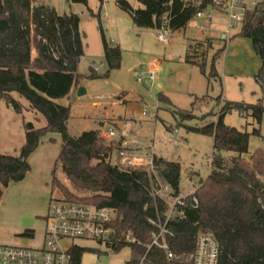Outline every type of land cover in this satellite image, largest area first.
<instances>
[{
  "label": "trees",
  "instance_id": "trees-1",
  "mask_svg": "<svg viewBox=\"0 0 264 264\" xmlns=\"http://www.w3.org/2000/svg\"><path fill=\"white\" fill-rule=\"evenodd\" d=\"M68 1L88 5V0ZM135 1L141 7H133L130 0L116 3L138 29L166 27L171 35L185 29L210 2ZM238 34L251 39L260 58L255 77L264 91V0L245 12ZM84 36L80 16L75 12L60 13L44 1L0 2V102L4 101L17 113L28 110L45 119V123L35 125L23 118L24 140L18 153L0 152V201L7 187L22 181L31 171L30 156L43 139L55 133L61 137V148L51 172L48 209L54 199L116 209L117 216L109 224L111 233L98 241H104L115 251L128 246L131 254L126 264H193L190 256L200 232H210L218 240L221 249L218 264H264V150L248 153L251 135H260V128L250 133L224 122V116L231 110L250 109L260 124L263 105L224 101L217 120L189 127L213 137L211 171L188 196L186 204L166 220L169 202L152 194V181L169 183L175 194L181 193L179 162L153 156L151 171L141 166L126 167L117 155L120 139L107 141L99 129L83 131L78 136L69 133L71 107L60 100L71 99L82 77L78 64L84 55ZM102 41L108 70L100 75L91 69L90 78L108 76L121 65L120 47L112 40L109 42L103 32ZM204 45L202 41L192 43V53L206 56V50L199 51ZM206 45L208 49L212 41L208 39ZM223 51L224 48H219L213 56L208 84L218 77L215 64ZM200 65L204 68L205 63ZM14 94L24 98L28 105L24 108ZM207 98L205 95L200 101ZM60 173L68 182L60 178ZM55 191L59 197L53 196ZM193 197L198 200L196 207L191 205ZM159 225H165L171 232L161 239L174 254L173 258L167 257L165 248L152 243L154 235L160 233ZM26 231L27 236L34 237L32 230ZM44 233L45 224L42 238ZM87 250L95 251L75 244L71 250L73 264H81Z\"/></svg>",
  "mask_w": 264,
  "mask_h": 264
},
{
  "label": "rangeland",
  "instance_id": "rangeland-1",
  "mask_svg": "<svg viewBox=\"0 0 264 264\" xmlns=\"http://www.w3.org/2000/svg\"><path fill=\"white\" fill-rule=\"evenodd\" d=\"M43 1L60 13L79 14L80 29L85 34L84 55L78 64L82 77L78 87H74L71 99L66 97L60 100L71 107L69 133L78 136L106 122L109 124L113 116L120 115L128 127L124 137L138 142V147H132V150L139 159L142 157L143 160L138 163L142 164L141 167L152 170V165L144 161L149 162L153 153L180 163L182 195H190L187 193L207 178L213 153V137L189 130V127L203 126L217 120L224 101L245 104L260 102L264 107V91L255 77L260 58L252 41L238 34L241 25L229 29L225 15L218 11H212L210 22L194 18L185 29L173 32L168 42H162L158 39L159 29H138L130 15L117 5V0H88V5L70 3L68 0ZM251 1L248 0V4ZM130 3L135 8L141 7L135 0H130ZM204 23L205 29H201L200 25ZM102 32L109 42L112 40L120 47L121 65L112 69L108 76L90 78L88 74L91 69L100 75L108 70ZM208 39L212 45L207 49ZM197 41L204 42L199 51L206 50V56L199 52L192 53L190 45ZM219 48H224V51L215 64L218 77L212 78L211 84H208L207 75L211 72L212 59ZM202 62L205 63L204 68L200 65ZM150 66L157 69L153 79L144 75ZM80 89L83 90L81 94ZM14 95L24 104V108L28 105L24 98ZM205 95L208 98L200 101ZM194 103L196 106H193ZM186 112L190 116H184ZM23 118L33 121L35 125L45 123L41 115L35 116L28 110L17 113L4 101L0 102V143L4 142V148L0 146V151L18 153L24 140V129H21ZM224 122L250 133L259 127L260 135H251L248 153L264 150V114L258 124L250 109H233L224 116ZM114 128L118 136V128ZM55 139L52 136V143L60 146ZM34 170L33 167L22 181L13 183L4 191L0 201V245L41 244V220L47 213L51 186L49 183L46 185L49 194L44 202L41 198L44 196L41 191L43 185L37 181L40 178ZM60 178L68 182L62 173ZM161 184L160 180L157 183L152 181L153 195L160 197ZM53 196L59 197L58 192L55 191ZM168 202L170 205L171 202ZM37 220V227H30ZM26 230H32L34 237L27 236ZM70 241L74 245L95 249L84 252L81 264H126L131 254L128 246L115 251L104 241ZM68 243L69 240L65 244Z\"/></svg>",
  "mask_w": 264,
  "mask_h": 264
},
{
  "label": "built area",
  "instance_id": "built-area-1",
  "mask_svg": "<svg viewBox=\"0 0 264 264\" xmlns=\"http://www.w3.org/2000/svg\"><path fill=\"white\" fill-rule=\"evenodd\" d=\"M41 2L43 0H35ZM3 2V0H0ZM191 2L203 3V0H191ZM258 1L252 0H210L209 4L199 10L195 18L203 19L208 23L212 19V11H218L225 15L228 28L232 29L241 25L245 18V12L256 5ZM205 23L200 25L205 29ZM171 33L166 27H162L158 32V39L168 42ZM157 69L150 66L144 75L149 79L155 78ZM145 113V112H144ZM101 136L107 139H115L116 131L114 127H109L101 131ZM118 156L122 164L126 167H140V159L132 147L137 146L136 140L129 141L122 138ZM149 164V163H148ZM153 169L152 161L150 162ZM161 192V194H160ZM160 198L170 201L165 216L170 219L180 206L187 202L189 195L175 194L169 183L161 184L158 192ZM191 195V194H190ZM191 205L196 207L198 200L192 198ZM117 216L116 209L107 206L98 207L96 205H85L60 199L52 200L49 205L45 219V233L39 246L22 245H0V264H73L71 250L74 246V239H106L111 233L109 224ZM160 233L154 235L153 244L165 248L167 257L173 258L174 254L168 249L167 243L161 239L165 233H170L165 225H159ZM69 240L68 244H65ZM220 244L216 237L210 232H200L196 237V245L190 258L193 264H218L220 255Z\"/></svg>",
  "mask_w": 264,
  "mask_h": 264
},
{
  "label": "crops",
  "instance_id": "crops-1",
  "mask_svg": "<svg viewBox=\"0 0 264 264\" xmlns=\"http://www.w3.org/2000/svg\"><path fill=\"white\" fill-rule=\"evenodd\" d=\"M225 37V35L223 34V38ZM78 87V86H77ZM76 87V88H77ZM77 90V89H76ZM79 95V94H78ZM130 120V119H129ZM128 120V122L131 125V122ZM22 124V122H21ZM129 125V126H130ZM116 127L118 128V136H116L115 139H122L125 138L123 135L126 132V127L123 121V117H121L120 115L118 116H113L110 119L109 124L106 122L104 125H99L98 127H95L94 129H99L100 131L106 130L109 127ZM23 129V128H21ZM52 136L56 137V141H59L60 146L58 144H53L51 139ZM1 148H4V142L2 141L0 143ZM59 148H61V139L58 136V134H49L48 136H46L42 143L39 145V147L34 151V153L30 156V163L32 164V170L34 167V171L37 172L38 177L40 179H38L37 181L39 182V184L43 185V188H41V191L44 193V196H42L41 198H43L44 202L46 201V197L49 194V188H46V185L51 181V172L54 166V162L58 156V150ZM1 150V149H0ZM60 151V150H59ZM2 152V151H0ZM153 156H159L156 153H153ZM163 157V156H162ZM153 158H150L149 162L148 161H144V163L148 164L152 161ZM143 160L142 157L140 159V161ZM145 160V159H144ZM34 163V164H33ZM12 185V184H11ZM10 185V187H11ZM181 189V186H180ZM196 190V187L194 188V190L190 193L187 194H193ZM39 193H40V189H39ZM181 193H183V191L181 190ZM48 210V209H47ZM46 216V215H45ZM45 216L42 217V233H43V228H44V224H45ZM37 220L33 225H30V227H37L38 224ZM29 227V228H30Z\"/></svg>",
  "mask_w": 264,
  "mask_h": 264
},
{
  "label": "water",
  "instance_id": "water-1",
  "mask_svg": "<svg viewBox=\"0 0 264 264\" xmlns=\"http://www.w3.org/2000/svg\"><path fill=\"white\" fill-rule=\"evenodd\" d=\"M80 90H81V91L79 92V94H81V93H82V91H83L82 89H80Z\"/></svg>",
  "mask_w": 264,
  "mask_h": 264
}]
</instances>
